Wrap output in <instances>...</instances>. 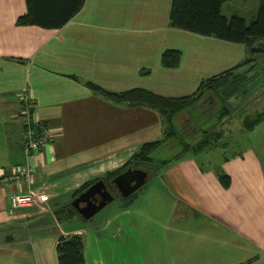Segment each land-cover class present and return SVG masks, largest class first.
<instances>
[{"label":"crops","instance_id":"1","mask_svg":"<svg viewBox=\"0 0 264 264\" xmlns=\"http://www.w3.org/2000/svg\"><path fill=\"white\" fill-rule=\"evenodd\" d=\"M173 1L85 0L57 27L19 24L28 0H0V264H60L59 238L75 234L87 264H264L258 89L247 114L260 119L247 128L243 116L234 141L187 151L128 197L112 183L144 143L164 137L167 123L159 110L96 87L187 95L248 58L245 43L172 26ZM168 49L181 52L178 66L164 65ZM27 113L51 131L32 154ZM26 166L31 176L11 177ZM100 179L121 201L85 218L72 202ZM31 191L47 199L11 207V195Z\"/></svg>","mask_w":264,"mask_h":264},{"label":"trees","instance_id":"2","mask_svg":"<svg viewBox=\"0 0 264 264\" xmlns=\"http://www.w3.org/2000/svg\"><path fill=\"white\" fill-rule=\"evenodd\" d=\"M227 1L229 0H174L171 25L230 42L245 43L253 50H258L253 46L254 41L264 39V0L258 17L251 24L241 16L224 15L222 6ZM84 2L85 0H28L29 11L19 16L18 23L58 27L65 24L84 5ZM162 61L168 67H176L180 64L181 52L168 49L164 52ZM243 63L204 80L194 93L181 96H167L142 87L121 93H111L96 87L118 102L155 108L166 120L164 137L144 143L125 169L137 167L156 174L187 151L191 149L198 151L205 144L218 141L220 134L216 129L229 110L225 101L237 94L244 82L238 76L226 82L219 78ZM209 96L217 99V107H212L208 100H205ZM259 119L260 117L251 120L246 118L244 126L250 128ZM122 171L114 172L111 177H116ZM221 176L224 183L228 184V175ZM89 185L90 183L84 188ZM58 253L60 264H87L84 239L80 234L70 237L60 236Z\"/></svg>","mask_w":264,"mask_h":264},{"label":"rangeland","instance_id":"3","mask_svg":"<svg viewBox=\"0 0 264 264\" xmlns=\"http://www.w3.org/2000/svg\"><path fill=\"white\" fill-rule=\"evenodd\" d=\"M261 5L262 0H229L223 4L222 13L228 17L233 15L241 16L246 19L248 24H251L258 17ZM253 47L257 48L258 50H253L251 47L250 52L248 51V58L246 57L247 59L242 65L227 71L219 78L226 82L229 80L232 81L234 77L238 76L241 81H244L241 84L242 86L240 91L225 101L229 106V110L226 118L223 119V122L216 129L220 134V139H218L219 141H223L225 139L227 141H234L233 138L235 136H239L236 134V129H238L241 120L245 118L243 116L248 115L247 113H249L251 111L250 109H252L251 105L253 102H256L258 98V96H253L254 89H258L257 93H261V95L264 94V91L262 92V90H264V39H258L254 41ZM244 59L245 57L242 60ZM250 78L253 79L250 80ZM214 83L217 84L216 82ZM25 98H27V96ZM25 98L23 103H25V107H27ZM205 100H208L212 107L218 106V101L215 97L211 98V96H209ZM256 117L258 116L255 115L254 118ZM246 118L250 120L252 119L250 115H248ZM237 132L239 131L237 130ZM119 201L121 200L116 198L115 202L113 201V205H116L119 203ZM69 212L70 210L66 211V213Z\"/></svg>","mask_w":264,"mask_h":264},{"label":"water","instance_id":"4","mask_svg":"<svg viewBox=\"0 0 264 264\" xmlns=\"http://www.w3.org/2000/svg\"><path fill=\"white\" fill-rule=\"evenodd\" d=\"M149 177L150 172L148 170L129 167L114 177L112 183L116 186L122 197H128L142 188ZM114 199L115 195L108 189L106 181L100 179L86 188L85 191L74 199L72 204L83 217L91 218ZM83 202L85 204L81 205Z\"/></svg>","mask_w":264,"mask_h":264},{"label":"built area","instance_id":"5","mask_svg":"<svg viewBox=\"0 0 264 264\" xmlns=\"http://www.w3.org/2000/svg\"><path fill=\"white\" fill-rule=\"evenodd\" d=\"M51 136L50 129L44 125L41 121L33 119L32 116L27 113L25 121V135H24V148L28 154H32L40 149L42 145L48 142ZM33 168L26 166L15 173L12 178H23L32 175ZM47 199V195L44 193H35L33 191L26 193H15L10 197V203L12 208L29 206L38 203H44Z\"/></svg>","mask_w":264,"mask_h":264}]
</instances>
